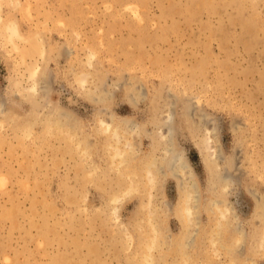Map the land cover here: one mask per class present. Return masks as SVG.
Instances as JSON below:
<instances>
[{
	"label": "rangeland",
	"instance_id": "1",
	"mask_svg": "<svg viewBox=\"0 0 264 264\" xmlns=\"http://www.w3.org/2000/svg\"><path fill=\"white\" fill-rule=\"evenodd\" d=\"M0 8V264H141L145 235L139 225L148 230L141 221L144 183L124 197L116 220L106 217L110 194L127 179L106 166L101 136L93 130L110 111L149 119L154 103L173 99L167 90L178 91L177 133L201 189L200 225H210L204 204L213 164L194 143L208 129L238 174L229 199L243 226L253 229L255 202L246 187L264 193V0H0ZM8 21L18 23L23 38L16 43L5 39ZM34 65L35 89L24 92ZM80 71L92 83L77 84ZM97 83L113 91L106 105L92 91ZM134 86L147 92L135 106L128 100ZM53 112L68 114L75 137L44 130ZM76 139L94 146L90 158L78 152ZM142 141L146 150L148 139ZM158 181L152 204L168 238L154 250L152 264H174L177 182L169 176ZM196 244L190 264H223L212 254L204 261ZM256 261L264 264V257Z\"/></svg>",
	"mask_w": 264,
	"mask_h": 264
},
{
	"label": "bare ground",
	"instance_id": "2",
	"mask_svg": "<svg viewBox=\"0 0 264 264\" xmlns=\"http://www.w3.org/2000/svg\"><path fill=\"white\" fill-rule=\"evenodd\" d=\"M17 24L18 23H15L14 21H8L4 23L5 30H6V34H5L6 40L13 42L15 38L17 39L18 37L23 38L19 33ZM31 40H34V39H31ZM32 43L34 42H31V44ZM15 47L17 48V46ZM33 52L34 51H32V53ZM29 53H30V48H29ZM92 56H94L93 53L89 55L86 63L88 64L90 63ZM26 64L28 65V63ZM36 76H37L36 67L34 65V67L31 68V70L29 71L27 75L29 85L26 87V89H24V92L25 90L33 91L35 89ZM89 77L90 76H88V72L86 71H80L78 73H75V80L77 84H79L81 87L87 86L86 84L88 83V81L89 83L90 82L92 83V80H91L92 77L91 78ZM136 86H134L129 91V99H128L131 105H134V106L139 97L144 96L145 93L147 94L145 88H143L142 86L141 87H136ZM95 87L99 88V90L97 89L95 91L92 88V91L96 93L98 101L106 105L107 102L105 99L108 97L109 92L105 88L103 87L101 88L100 85H98V83ZM177 90H174V91H177ZM20 91L22 92L23 90L21 89ZM177 93L178 91L173 92V90H167L166 96L168 97L171 96L173 97V99L171 101L164 100L161 106H159L160 103H157V104L154 103V107L152 109L153 114L147 120L141 121L134 116L120 117L118 116V114H115L113 111L108 112L110 114H109V117H107V119L97 118L96 123H95V129L93 130V132L101 136V141H102L101 143L104 146L103 151L106 152L108 156L106 166L109 169L115 170L116 173H118L117 175L121 176V178H123L124 176V178L127 179L124 185L118 184V187L114 191H112L113 192L112 194H110V197L108 198V201H107V204H109V208L105 210L106 217H110L112 220L117 219L119 215L118 216L116 215L118 214L120 210V206L124 200V197L128 194H131V193L133 194V192L137 191L139 189L138 188L139 183L142 180V182L144 183L143 185L146 191L147 200L142 201V206L144 208L143 214L145 217H143L141 221L144 220L143 222L146 224V227L148 228V230L143 229L142 228L144 227L143 225H139V227L142 230L141 231L142 234L145 235V239L143 241V246H142L143 250L139 251L141 253H139V257L137 256L138 257L137 260H140L141 264H152L153 261L155 260L154 250L163 244V239L168 238V234H166V230L163 229L162 226H160L157 222L158 217H160L161 213L158 212V207H155L152 204L153 202V191L152 190L157 186L158 184L157 182H159L158 181L159 177L169 176V177L176 179V182H177L176 185L178 189V197H177V200L174 206L173 213L180 222V230L178 234L176 233L177 235H175V237L171 236L172 239L170 238L173 241L170 248H172V252L177 255V259H178V262H175L174 264H190L191 259H192V252H190L192 250L191 247H193V244H195L196 241H197L196 249L200 248V253L198 251V254L200 255L204 254V257H203L204 261L207 260V255L211 256L212 254L213 256L220 258L223 264H229L233 262L234 260L238 264H257L256 258H258L259 256L264 257V193L258 192L256 189L252 188L251 186L246 187V189L249 190V193L254 198V202H255L254 210L252 212V215L254 217V222L252 224L253 229L251 228V230H248L247 228L243 226L242 220L239 218L238 213L236 211L237 208H235L232 205V201H230L229 199L233 191L236 190L235 184L239 182V181L237 182V177H236L238 174L236 173L237 174L236 175L235 171L233 172L230 169L231 164L227 166L226 161H224L223 156L219 152L218 145H216V143L213 142L212 135L210 133L211 131L210 130L208 131L207 129L206 133L202 132V134L198 135L194 143V148L196 149V151L200 155H203V156L206 155L205 159L208 158V160L212 162L213 164V167L209 169V175H210V181L208 183L209 197H207L206 204H204L205 205L204 208L206 209L210 225H209V228H206V229L202 225H200L201 223H200L199 215H200L201 208L203 206L201 202V189L197 183V180L194 175V171L192 169L189 158L185 152V149L178 139V133H177L178 124H177V120H176L177 117H176L175 109H174V106L176 103L175 99L177 98L176 97ZM112 95H113V91L109 93V96H112ZM183 103H186V102H183ZM159 110L160 112H158ZM157 112H158V115H157ZM65 113L63 112L62 115H65ZM197 114H199L198 117L201 119L202 115L198 112ZM51 115L54 117L53 118L48 117L45 120L44 130L46 132H51L55 134L56 132L57 133L63 132L62 134L67 133L70 137L76 136V133L73 130V128H75L76 125L74 126V123L68 120V114H66L64 118H59L60 116L56 117L55 112H53ZM198 125L200 126V124ZM19 131L21 130L19 129ZM19 133L21 134V132ZM49 136H52V135H49ZM142 137H146L149 142L146 150H144L141 147L142 142H143ZM71 140H70V143L72 142ZM75 145L79 148L78 152L82 153V156L89 157L92 154V147L94 146L90 147L84 144L83 139H76ZM72 147H71V151H72ZM27 150L29 151V149ZM91 159H94V158H91ZM238 164H240V162H238ZM87 165H89V163ZM234 165H236V163ZM237 166L240 167L241 165L240 166L237 165ZM31 169L33 170V168ZM3 178H5V176ZM0 179H2V177ZM162 179H165V178L162 177ZM164 203H166V201L162 200L161 203L159 204L160 208L163 207ZM166 205L168 206V204ZM146 231L148 232L147 235H146ZM128 235L130 238L128 239L131 240L132 239L131 233ZM203 239H206V241H204ZM203 242L208 244L210 250L202 249L201 245L203 244ZM239 254L245 255V257H243L242 259L240 258L241 256L236 257ZM163 264H167V262H163Z\"/></svg>",
	"mask_w": 264,
	"mask_h": 264
}]
</instances>
